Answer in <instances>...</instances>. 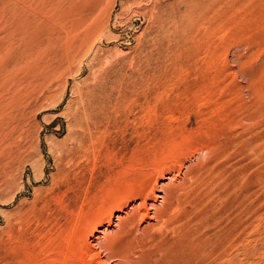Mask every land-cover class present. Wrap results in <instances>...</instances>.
I'll return each mask as SVG.
<instances>
[{"label": "rangeland", "instance_id": "374dc122", "mask_svg": "<svg viewBox=\"0 0 264 264\" xmlns=\"http://www.w3.org/2000/svg\"><path fill=\"white\" fill-rule=\"evenodd\" d=\"M175 1L157 0L155 5L170 14ZM203 1L187 0L188 15L195 17L201 9L207 13L212 5L217 22L214 27L205 19L202 28H193L187 43L192 48L185 46L188 58H178L176 31L170 51L178 55L160 58L168 41L159 45L157 28L130 11L132 0H102L97 14L104 28L90 37L79 2H66L63 8L68 9L60 14L52 0L47 16L63 15L66 26L48 27L25 48L15 45L8 57L0 54V264L22 212L51 200L65 179L93 174L95 181L106 182L103 196L158 175L155 192L162 195V184L170 182L162 180L158 168L175 175V185L207 168L223 171L225 181L209 185V190L216 186L224 192L225 202L216 197L212 210L222 219L218 226L205 225L203 232L212 237L233 228L235 240L228 247L233 264H264V0ZM26 3L0 0V38L6 36L4 23L22 14ZM105 59L111 60L110 67ZM182 63L188 66L184 69ZM100 71L103 79L96 81ZM126 75L148 77L154 82L152 92L140 91L133 110L109 105L100 128L88 127L81 98L94 85L97 91L109 90ZM99 81L104 86L95 84ZM131 200L122 211L115 210L111 228L123 212L142 202Z\"/></svg>", "mask_w": 264, "mask_h": 264}, {"label": "bare ground", "instance_id": "6f19581e", "mask_svg": "<svg viewBox=\"0 0 264 264\" xmlns=\"http://www.w3.org/2000/svg\"><path fill=\"white\" fill-rule=\"evenodd\" d=\"M68 1H77L81 4L79 7L84 12L82 19L87 22V35L89 37L102 32L104 21L102 15L97 14L102 0H56L60 14H64L65 10L68 9L63 8ZM156 1L132 0L130 11L143 19H148L157 28L156 39L160 46H164V40L165 42L168 41L166 54L163 51L160 58H165L171 52L172 41L170 36L174 33L173 31H176L175 34H179V41H177L178 44H181L178 46L180 52H177L179 53L178 58L184 59L186 53L189 55L187 48L191 47L188 46V42L193 39V28L196 29V27L201 26L205 19H208L212 26L217 22L216 7L212 5L207 10L208 12L204 9L207 13L202 12L201 9L200 12L194 11L195 17H190L186 6L187 0H176V9L170 14H165L164 11L160 10L155 5ZM51 3L52 0H27L25 9H23L24 12L18 14L13 21L4 23L5 26L2 27L4 30H1L6 33V36L0 38V54L4 58L10 55L15 45H20V47L23 45L25 48L24 44L30 40H38L46 28L52 26L64 28L66 26V17L63 15L56 13L47 16L48 7ZM42 41L44 42V40ZM196 44L191 43V45ZM55 48L57 49V46ZM200 50L199 53L195 54L196 56L201 54ZM188 55H186L187 58ZM190 55L192 56V52ZM185 60L183 62H187ZM104 61L107 67L112 65L111 60L105 59ZM64 63L66 62L64 61ZM64 63L62 61L63 65ZM59 64L61 65V63ZM140 76L138 80L134 76L126 75L116 80L109 90L97 91L94 85L92 90L81 98V110L84 113L87 126L94 125L100 128L102 116L105 115L109 105L111 109H135L139 105V98H141H137L140 91L145 89L147 95V92H152L154 85V82L148 77ZM102 79L103 75L100 71L95 80ZM95 84L104 86L100 81ZM194 86L192 87L194 88ZM111 119L113 120V117ZM100 136L101 132L94 135L92 139L95 138L96 140ZM183 166L182 163L178 170L180 171ZM203 172L205 174H202ZM222 172L218 173L214 169L207 168L198 174L196 172L197 175L188 174L186 179H182L178 185H175L172 182L175 175L166 174L164 169L158 168L157 173L161 175L162 180L170 182L169 185L161 183L162 195L155 192L158 185V175L156 177L152 175V178L148 175L147 179L140 184L130 185L126 189L115 192H107L103 196L100 194L106 190V182L95 181L93 174L91 177L88 176L89 178L86 174H82L72 179H65L64 183L57 185L53 190L51 200L46 199L37 202L32 210L22 212L12 228L11 244L8 246L4 264H222L223 262L233 264V258L228 251V247L232 246V242L235 240L233 228L220 230L214 233L212 237L203 232L205 225L218 226L222 219L221 216L213 214L212 210L217 201L216 197L218 199L224 198V192L219 193V188L212 186L214 189H218L216 194L212 193L213 188L210 186L211 193H209V185L212 182L215 184L217 181V183L225 181L223 180L225 177L220 175ZM107 178L110 177L107 176ZM86 182L88 184L84 189L82 187ZM227 184L225 182V186L222 185V187H228ZM230 187L227 188L229 193ZM64 188L66 190H63ZM227 191L225 190L226 193ZM137 198H141L142 202L123 212L125 216L120 215L111 228L115 210L122 211L131 199ZM222 200L223 202L220 201L221 204L225 202L224 199ZM105 223L108 225H104ZM143 225L146 226L143 227Z\"/></svg>", "mask_w": 264, "mask_h": 264}]
</instances>
